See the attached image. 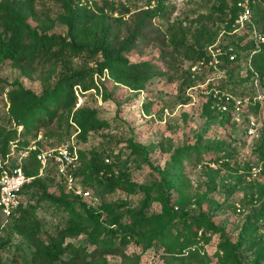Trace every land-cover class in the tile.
Masks as SVG:
<instances>
[{"label": "trees", "instance_id": "trees-1", "mask_svg": "<svg viewBox=\"0 0 264 264\" xmlns=\"http://www.w3.org/2000/svg\"><path fill=\"white\" fill-rule=\"evenodd\" d=\"M138 0H1L0 2V63L7 62L13 68L18 69L23 75L30 74L38 67L49 66L61 69V74L56 80L43 81L39 94L33 90L24 88L15 81L10 87H6L0 80V100H4L7 107V118L14 123L11 131L0 135V176L8 174L10 170L20 164L24 173L33 176L34 179L25 185L21 191L22 202L14 213L7 219L13 221V230L21 235L26 242L34 248L31 254L33 264H67L62 256H67L71 264L78 262L86 250V246H75L72 242H65V237L77 233L76 228H56L51 235L41 221L36 217V207L27 205L23 196L33 189H44V178L38 175L39 163L35 158L39 151L40 140H55L56 143L64 141L60 132L61 116L67 113V126H74L78 131L77 139L85 142L91 131H98L108 124L100 119L94 110L78 106L73 113L76 104L74 89L80 93L89 90L98 92L99 86L94 81V76L100 79L104 72L113 82L130 87L133 90L147 80L159 76L155 66L148 61L129 64L125 58L132 48L139 42L145 41L139 37V31L146 29L147 22L154 19H163L169 12L166 2L169 0H145L147 9L140 10L135 19V31L125 38L120 35L121 28L126 25L125 18L132 12V3ZM53 2L61 5L63 15L61 22L65 26L64 35L50 33L43 29L39 32L31 26L30 21L37 13L35 5L38 3ZM240 0H213L211 12L214 13L212 22L220 27L219 32L207 34L205 41L208 47H220L223 51L228 46L234 48L236 55L234 61H229L225 54H221L219 70H225L229 76L244 65V81L251 82L257 75L262 77L264 69V42L254 40L248 42V33L245 30L237 31L236 20L242 9L238 5ZM251 11V23L260 29L264 36V0H249ZM222 32L225 42L221 45L217 39ZM245 32V33H242ZM216 41V43H215ZM175 46L178 42L170 40ZM207 50V48H206ZM205 48L199 47L192 50L193 62L210 60ZM99 55L101 60L92 71H71L70 61L78 57H94ZM209 72H216L208 67ZM49 79V77H48ZM147 106L149 103L143 102ZM206 116L219 117L223 128L231 124L232 134L245 133V123L231 122L227 114L218 112L216 104L209 97ZM258 107L250 105L248 109ZM249 111V110H248ZM40 135V138H38ZM63 139V140H62ZM200 141V138H199ZM34 143L33 149L20 162H10L9 157H17V153L26 150ZM225 142L200 145L199 142L191 146L181 147L171 155L165 169L161 172L160 181L149 186H137L130 177L129 157H123L121 150L117 154L110 153L109 163L104 162L103 152L86 153L79 152L80 161H84L80 172L72 173L74 178L83 176L86 183L99 190L101 194L112 196L114 194H133L138 190L143 192L144 199L138 207L131 206L128 201L116 199L114 202L102 204L94 208L80 203L77 196H73V203L63 202L60 196H47L57 207L64 205V210L73 219L79 220L91 227H97L103 231L99 239L88 237L87 243L94 246L93 254L97 256H114L122 254L129 245H140L142 251L151 248H160L165 253L184 257L201 264L205 256L200 254V241L206 242L207 235L211 236L220 230L214 228L211 221L204 214L188 218V206L199 207L197 195L187 194L184 183V175L181 172L183 163L192 158L197 165L204 164L203 174L207 178V189H214L213 182L220 176L222 170L236 172L229 160L232 151ZM129 155L139 157L143 162H148L144 152L135 146H126ZM205 153L213 154L212 158L204 160ZM87 158V159H86ZM221 159H225L222 161ZM86 160V161H85ZM209 162L219 165L213 169ZM249 170L245 173L243 181ZM264 178V166L261 172ZM223 179V177L221 178ZM249 180L248 182H252ZM241 183L236 181L229 189L231 193L235 186ZM176 194V199L171 203V195ZM264 193V184L258 190V200ZM159 205V211H150L151 198ZM33 197L32 194H30ZM253 196H251L252 199ZM79 202V203H77ZM248 205L252 200L244 202ZM74 204L82 210V213L74 208ZM263 202L256 212L245 215V220L240 228L238 238L230 243L228 238L221 235L218 243L223 257L219 264H238V250L244 243L249 242V249L255 252L254 264L264 260V208ZM176 208V209H175ZM125 209V210H122ZM0 217L2 215L0 214ZM4 218V217H3ZM6 219V218H5ZM75 220V221H76ZM80 223V224H81ZM6 244H0V250L5 249ZM1 251V252H2ZM17 256V255H16ZM15 257V256H14ZM19 257V256H17ZM16 258V257H15ZM14 258V259H15ZM23 263L24 258H21ZM15 261V260H13ZM11 262V261H10Z\"/></svg>", "mask_w": 264, "mask_h": 264}, {"label": "rangeland", "instance_id": "rangeland-1", "mask_svg": "<svg viewBox=\"0 0 264 264\" xmlns=\"http://www.w3.org/2000/svg\"><path fill=\"white\" fill-rule=\"evenodd\" d=\"M145 2V0H138L132 3V12L125 18L126 25L120 30L122 38L135 31L137 15L140 10L147 9ZM212 2L213 0H169L166 2L169 12L163 19H154L150 23L146 21V29L139 31V37L136 39L144 37L145 41L139 42L125 58L129 64L142 61L152 63L159 76L147 80L139 89L133 90L113 82L108 78L106 71L100 79L96 76L93 78L99 86L98 92L89 90L81 94L79 89H74L76 104L71 112L73 113L78 106L94 110L98 117L108 124L106 127L89 132L86 141L82 142L77 139L78 131L74 126H67V113L65 112L60 118L63 143L73 146L78 157L71 173H78L83 168L84 161H80L79 152L86 153L87 158L90 152H103V158L109 161L110 153L117 154L121 150L123 157H126V154L129 157L131 180L141 187L159 182L161 172L165 169L171 155L181 147L191 146L196 142L203 146L216 142L228 144L227 148L232 151V154L227 161L236 168V172L228 173L222 170L220 176L223 179L216 177L213 182L214 189L206 187L204 164L197 165L196 160L192 158L185 161L181 169L187 194L190 196L195 194L200 200L199 207L195 205L187 207L188 218L204 214L214 228L220 230L211 236L207 235L206 242L200 241L199 252L205 256L201 264H219L218 260L223 257L222 250L218 247L222 232L230 243H234L238 238L245 215L256 212L260 203H264V193L260 200L257 198V190L264 184L263 176L260 174L255 178L250 177L252 167L264 164V69L263 76L257 75L258 78L253 80L251 85V82L243 80L245 67L242 64L239 70L229 76L225 70L209 72L204 62H193L195 56L191 51L199 47L205 50L207 48L208 54V44L205 41L207 34L217 30L219 32L220 26L211 19L214 14L210 9ZM35 10L42 13L33 16L30 21L32 27L39 32L49 28L47 30H50V33L65 34V26L60 19L63 15L60 4L38 3L35 5ZM262 15L264 17V12ZM257 30L260 33V29L257 28ZM170 40L178 42L179 45L175 46L170 43ZM217 40L221 45L225 42L222 32L218 34ZM247 40L248 42L251 40L250 36ZM100 60L99 55L72 59L71 71H92ZM60 74L61 69L44 66L23 75L9 63H0V80L4 81L6 87H10L17 81L24 88L33 90L37 94L41 92L43 81L56 80ZM212 90L230 94L233 98L243 101V118H253L257 125L254 136L249 137L246 133L239 132L232 134L231 124L223 128L219 117H215L216 114H213L215 119L206 116L208 109L205 106L209 97L212 98ZM143 102L149 104L145 106ZM255 104L258 107L248 109L250 105ZM6 110L7 107L2 99L0 100V135L14 128V123L7 118ZM63 143H56L54 139L50 141L41 139L38 148L42 151L54 150ZM128 145L142 150L148 162L129 155L126 149ZM30 146L35 145L31 143ZM212 156L211 153H205L202 158L208 160ZM221 160L225 161V159ZM9 161L16 162L17 158L10 156ZM212 164L214 163L209 162V166ZM214 165L217 167L219 163ZM248 170L249 174L243 181ZM39 176L44 178L45 188L33 189L24 195L23 199L27 205L37 206L36 217L51 235L55 234L56 228L77 229V233L65 237V242H72L75 246L85 245L86 250L81 255V259L73 264H199L187 256L167 254L160 248L142 251L140 245L133 244L123 250L120 255L103 257L92 255L94 246L87 243L86 239L88 237L99 239L103 236V231L73 219L63 209L64 205L57 207L42 195L60 196L63 202L75 201L73 199L75 195L64 177L60 175L55 160H50ZM253 179L254 181L248 182ZM240 180L241 183H238L229 193V189ZM74 187L89 193L88 197L78 198V200L94 208L105 203H112L116 199L128 201L131 206L138 207L144 199L143 192L140 190L133 194L118 192L112 196L101 194L95 187L87 184L83 176L75 178ZM251 196H253L252 199ZM150 198V211L158 212L159 205L155 202V197L152 195ZM175 199L176 194L173 193L170 202L173 203ZM250 200H252L250 205L244 203ZM74 208L82 213L77 204H74ZM1 243L6 245L3 251L0 250V264H33L31 254L34 248L13 230V221L10 222L3 217H0ZM249 245V242L244 243L238 250V264H254L255 252L249 249ZM21 258H24L25 263ZM62 258L67 264H71L65 254ZM259 264H264V260Z\"/></svg>", "mask_w": 264, "mask_h": 264}, {"label": "built area", "instance_id": "built-area-1", "mask_svg": "<svg viewBox=\"0 0 264 264\" xmlns=\"http://www.w3.org/2000/svg\"><path fill=\"white\" fill-rule=\"evenodd\" d=\"M238 5L241 7L242 12L236 20L237 31L245 30L251 40L263 43L264 36L258 32L254 25H251V28L248 30V26L251 23L249 0H240ZM233 50L234 48L231 46H228L224 51L216 46L208 47V56L210 57V60L206 63V66L211 67L218 72V66L220 64L218 57L221 54H225L229 61H234L236 55ZM211 96L212 100H214L216 104L218 112L227 114L231 121L235 123H245L246 135L249 137L254 136L257 125L253 118H243V101L233 98L230 94H226L218 90H212ZM39 138L40 135H38L37 139ZM33 147L34 146H30L26 150L19 151L16 157L17 162L20 163L27 156L28 151L33 149ZM35 158L39 163L38 175H41L42 171L47 167L49 161L53 159L58 164V171L60 175L64 177L67 185L72 189L73 194L79 198L89 196L87 191L74 187L75 178L72 176L71 170L75 168L78 157L74 147L69 143H63L54 150H39L36 153ZM104 162L109 163L107 159H105ZM263 166L264 164H260L252 167L250 177L255 178L260 175ZM210 167L216 168L214 164L210 165ZM33 179V176H28L24 173L20 164L12 168L8 174L5 173L0 176V214L2 217L9 218L14 213L22 202L20 193L23 187L32 182Z\"/></svg>", "mask_w": 264, "mask_h": 264}]
</instances>
